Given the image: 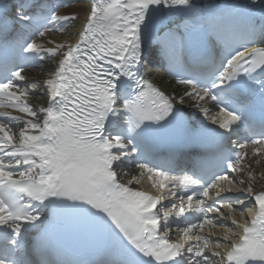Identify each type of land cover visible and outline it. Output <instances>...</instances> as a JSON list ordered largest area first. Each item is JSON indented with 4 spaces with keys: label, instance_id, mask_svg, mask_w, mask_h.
I'll list each match as a JSON object with an SVG mask.
<instances>
[{
    "label": "snow or ice",
    "instance_id": "obj_1",
    "mask_svg": "<svg viewBox=\"0 0 264 264\" xmlns=\"http://www.w3.org/2000/svg\"><path fill=\"white\" fill-rule=\"evenodd\" d=\"M80 2L0 0V264H264V0Z\"/></svg>",
    "mask_w": 264,
    "mask_h": 264
},
{
    "label": "bare ground",
    "instance_id": "obj_2",
    "mask_svg": "<svg viewBox=\"0 0 264 264\" xmlns=\"http://www.w3.org/2000/svg\"><path fill=\"white\" fill-rule=\"evenodd\" d=\"M81 8H82V4L79 3V4L75 5V6H73L72 8H68L67 10L62 11L61 13L63 14V13H68V12H72V11H79V10H81ZM81 18H82V14H81ZM55 38L59 39L60 37L59 36H56ZM33 74L34 75H39L40 74V71H36ZM46 74H47V72L44 73V75H46ZM157 75H162V74L157 73ZM164 79L166 81H168L169 83H171V81L168 80L167 78L164 77Z\"/></svg>",
    "mask_w": 264,
    "mask_h": 264
}]
</instances>
